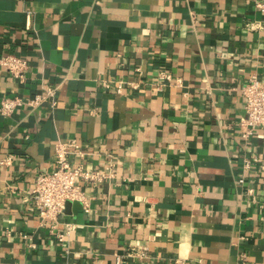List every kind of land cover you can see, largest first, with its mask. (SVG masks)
Instances as JSON below:
<instances>
[{"label": "crops", "instance_id": "1", "mask_svg": "<svg viewBox=\"0 0 264 264\" xmlns=\"http://www.w3.org/2000/svg\"><path fill=\"white\" fill-rule=\"evenodd\" d=\"M9 53L29 69L0 67V107L24 101L0 112V264H264V129L241 124L264 0H0ZM58 141L116 170L49 221L32 192Z\"/></svg>", "mask_w": 264, "mask_h": 264}, {"label": "built area", "instance_id": "2", "mask_svg": "<svg viewBox=\"0 0 264 264\" xmlns=\"http://www.w3.org/2000/svg\"><path fill=\"white\" fill-rule=\"evenodd\" d=\"M6 67L7 71L21 82L26 81L29 69L28 60L19 54L9 53L0 57V67ZM169 77V75H168ZM170 78V77H169ZM122 85L118 86L121 90ZM246 98L245 117L242 126L245 127V135L252 134L256 127L264 129V82L257 75H252L249 81L242 87ZM56 88L47 87L45 94L36 96L33 102H40L44 99L51 100L52 105H56ZM31 101V103H32ZM19 96L6 97L2 101L0 112L10 114L17 106L23 103ZM57 156V167L52 171L40 172L36 177V185L32 192L35 207L39 213L49 221H58L64 215L67 201L82 200L84 192L79 184V179L88 182H102L106 178L115 175L114 162L108 163L103 169H86L85 163L78 165L71 160L73 154L85 156L87 153L81 148L80 144L73 141H58L55 145ZM10 159H7L9 161ZM74 223H68L67 231L75 228ZM60 239L63 234H60ZM146 253V248L141 254ZM243 258L246 254L244 253ZM117 264H123V257H117ZM175 264H189L185 259H176ZM240 264H246L245 259Z\"/></svg>", "mask_w": 264, "mask_h": 264}, {"label": "water", "instance_id": "3", "mask_svg": "<svg viewBox=\"0 0 264 264\" xmlns=\"http://www.w3.org/2000/svg\"><path fill=\"white\" fill-rule=\"evenodd\" d=\"M71 202H73V201H67V204H66L67 211H68V208H69V205L71 204Z\"/></svg>", "mask_w": 264, "mask_h": 264}]
</instances>
